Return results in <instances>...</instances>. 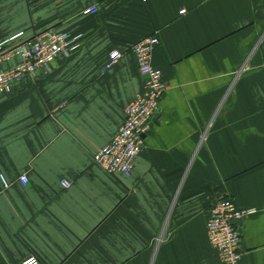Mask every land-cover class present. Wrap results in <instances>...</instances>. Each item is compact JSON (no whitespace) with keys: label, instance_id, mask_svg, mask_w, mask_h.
<instances>
[{"label":"crops","instance_id":"obj_1","mask_svg":"<svg viewBox=\"0 0 264 264\" xmlns=\"http://www.w3.org/2000/svg\"><path fill=\"white\" fill-rule=\"evenodd\" d=\"M47 28L81 45L0 96V264H223L222 198L255 210L241 264H264V0H0V41ZM153 35L168 89L132 174L109 173L94 156L144 91L132 47Z\"/></svg>","mask_w":264,"mask_h":264},{"label":"built area","instance_id":"obj_2","mask_svg":"<svg viewBox=\"0 0 264 264\" xmlns=\"http://www.w3.org/2000/svg\"><path fill=\"white\" fill-rule=\"evenodd\" d=\"M96 6L87 8L84 13H97ZM182 14L186 9L180 11ZM18 33L0 41V96L9 94L15 83L23 78L36 77L39 72L52 73L57 59L61 56L71 57L80 47L81 36L56 28H47L32 37L20 39ZM159 37L153 35L138 41L132 51L136 55L139 69L144 77L145 88L125 108V119L114 137L95 154L94 160L109 173L131 175L135 161L144 147L145 135L151 129V121L159 110V104L168 89L163 80L162 70L154 66L153 55ZM123 52L113 49L104 71L111 69L123 57ZM9 66H4L9 63ZM23 184L29 178L21 176ZM4 180V179H3ZM5 186L7 183L4 181ZM62 185L71 187L72 181L62 180ZM255 212L254 209H243L231 198L218 200L207 222L209 240L219 253L223 264H241L242 228L241 222ZM21 264H41L35 255L26 256Z\"/></svg>","mask_w":264,"mask_h":264}]
</instances>
